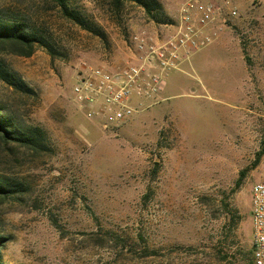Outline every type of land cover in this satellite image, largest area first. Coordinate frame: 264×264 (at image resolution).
I'll return each instance as SVG.
<instances>
[{
    "label": "rangeland",
    "instance_id": "rangeland-1",
    "mask_svg": "<svg viewBox=\"0 0 264 264\" xmlns=\"http://www.w3.org/2000/svg\"><path fill=\"white\" fill-rule=\"evenodd\" d=\"M157 1L153 14L171 22L132 2L69 0L89 30L52 0H0V16L52 50L0 53L32 91L0 81V115L40 132L35 149L0 140V181L15 190L0 198L2 264H251V191L264 181V0H229L209 26L213 40L168 73L156 101L133 102L128 122L93 119L73 100L82 64L124 62L133 31L161 33L189 0Z\"/></svg>",
    "mask_w": 264,
    "mask_h": 264
},
{
    "label": "built area",
    "instance_id": "built-area-1",
    "mask_svg": "<svg viewBox=\"0 0 264 264\" xmlns=\"http://www.w3.org/2000/svg\"><path fill=\"white\" fill-rule=\"evenodd\" d=\"M229 0H189L179 18L161 33L133 31L127 41L128 58L106 69L82 64L72 88L73 100L91 118L108 124L128 122L137 112L133 102L156 101L168 73L178 70L185 59L207 46L216 35L209 29ZM236 16L234 9L229 10ZM253 264H264V181L251 191Z\"/></svg>",
    "mask_w": 264,
    "mask_h": 264
},
{
    "label": "trees",
    "instance_id": "trees-1",
    "mask_svg": "<svg viewBox=\"0 0 264 264\" xmlns=\"http://www.w3.org/2000/svg\"><path fill=\"white\" fill-rule=\"evenodd\" d=\"M59 8L61 14L66 19L74 22L84 29L92 30L90 24L85 18L78 12L71 8L69 0H52ZM115 8H120L125 2H132L143 7L148 15L156 23H168L171 22L166 16H155L154 11H162V7L157 0H110ZM36 47H42L48 50L50 53L49 43L47 40L29 31L26 24L17 20L6 19L0 16V53L8 52L17 56L31 57ZM0 81L6 85L12 87L14 90L21 93H32L26 83L15 72L7 68L3 62L0 61ZM39 130L32 129L31 134L24 132H18L12 122L5 116L0 115V140L4 143H17L19 145L35 149L40 145ZM261 155H258L255 165L260 161ZM243 175V174H241ZM11 184H5L0 181V198H4L9 194L15 193V190L11 188ZM7 238L0 237V254L1 249L7 242ZM254 246L252 244L251 253L253 255ZM251 264H253V258H251ZM0 264L2 259L0 256Z\"/></svg>",
    "mask_w": 264,
    "mask_h": 264
}]
</instances>
